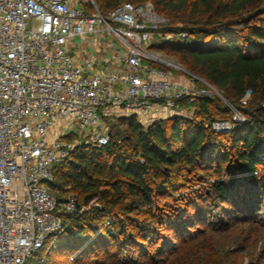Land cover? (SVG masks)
I'll return each mask as SVG.
<instances>
[{
    "label": "trees",
    "instance_id": "16d2710c",
    "mask_svg": "<svg viewBox=\"0 0 264 264\" xmlns=\"http://www.w3.org/2000/svg\"><path fill=\"white\" fill-rule=\"evenodd\" d=\"M125 1H151L158 13H174L171 17L184 24L186 15L177 13L187 5L207 15L209 27L160 26L158 32L165 28L171 37L157 48L167 44L168 52L178 54L191 72L220 90L246 117L244 121L232 117L228 133L216 132L210 111L214 97L201 94L189 102L199 108L198 119L173 116L144 127L136 115L122 117L116 120L120 125H109L104 145L77 144L54 166L48 185L50 192L61 193L54 196L58 201L65 199L67 190L73 192L77 211L61 215V230L39 250L52 241L62 246L58 252L66 254L69 264H235L238 259L233 256L252 255L262 241L260 264L264 261L262 0H94L101 13ZM183 32L187 36L179 35ZM247 91L253 99L243 105ZM223 110L228 114L230 108ZM180 173L182 182L175 184ZM177 190L181 192L173 195ZM163 196L169 202L160 206ZM208 206L215 211L208 212ZM27 260L24 264H33Z\"/></svg>",
    "mask_w": 264,
    "mask_h": 264
},
{
    "label": "built area",
    "instance_id": "2783aa9c",
    "mask_svg": "<svg viewBox=\"0 0 264 264\" xmlns=\"http://www.w3.org/2000/svg\"><path fill=\"white\" fill-rule=\"evenodd\" d=\"M164 21L151 1L101 13L94 0H0V264H24L61 230V215L77 211L75 197L58 201L48 188L75 147V129L104 145L100 115L108 108L147 116L185 95L212 93L194 90V78L175 80L149 51ZM104 35L120 45L109 70L71 47L92 36L99 45Z\"/></svg>",
    "mask_w": 264,
    "mask_h": 264
},
{
    "label": "rangeland",
    "instance_id": "374dc122",
    "mask_svg": "<svg viewBox=\"0 0 264 264\" xmlns=\"http://www.w3.org/2000/svg\"><path fill=\"white\" fill-rule=\"evenodd\" d=\"M85 1L86 0H81L82 3H84ZM260 6H264V0H262ZM173 14L174 13H170V12L161 13V14L159 13V15H161L165 20L163 22V24H161L160 26L169 25V26H172L176 29H184V30H186L187 27L188 28H196V27H203V26L209 27L210 26V25L205 23L207 15L201 14L198 11H193L191 9L190 5H187L184 10L178 11V13H177V15H179V17L186 15V18L188 19L187 23L184 24V23H182V21L177 20L175 18H172L171 16ZM262 17H264V15H262ZM166 30L167 29H165V28L162 29L161 35L159 37H157L158 40H156V42L154 44H153V41L151 42V44L149 45V51L151 53H153L155 56H157V57L161 58L162 60L169 63V64H166L165 67L167 69L172 70L173 78L175 80H178V81L182 82L183 84H191V81L194 78V83H193L194 84V90L198 89V88H200V89L205 88V89H209V91L212 92L209 95H212L214 97V100L216 103L215 105L210 107L211 116L215 119L212 127L218 133H224V134L228 133L231 130L232 125H233L232 122L230 121V119H232V117H234L235 121L241 120V119H243V121H244V118L246 117V115H243L239 111L238 108L231 105L225 99L222 92L220 90H218L215 86L210 84L204 77H202L196 73L191 72L187 68V65L184 63V61H182L180 59L178 54H176L175 52H168L169 49H167L168 48L167 44L164 43V45H166V48H164L162 50L157 48V46H159L160 44H163V42H165L167 39H169L166 37L167 36L166 33H164V31H166ZM103 37H104L105 42L113 43L115 48L120 47L119 43L116 40H114L113 38L109 37L108 35H104ZM154 39H156V38H154ZM71 47L76 52H78V55L82 59L88 58V57L93 55V51L91 52L89 49H87V50L84 49V47H88L87 44L81 43L80 40L77 38H75L72 41ZM83 49L85 51H83ZM173 65L178 67V69L175 68ZM196 96L185 95L182 97L181 101L179 103H177L176 107H174L172 109L171 108L168 109V108H165L161 105L158 108V110L152 114H148L147 116H137L136 115L137 120L144 127H146L151 122H153L154 120L167 119V118H170L173 116L198 119L199 118V108L196 106V104L195 105L189 104V102L195 101ZM252 96L253 95L250 94L249 91H247L243 99H245L246 102L251 101V99H253ZM245 103H242V104L244 105ZM263 106H264V101H263ZM224 107L230 108V111H228V114H225L227 112H225V110H223ZM132 115H134V114H130L127 111H124V110L119 109V108H112L111 107V108L106 109L100 115L101 127H102V130H100V133H105V132L108 133L109 125H112V124L114 125L115 123L118 124V122L116 121L117 119L122 118V117L132 116ZM221 123H224V124L215 128L214 125L221 124ZM118 125H120V124H118ZM75 133L77 134V138H73L72 135L69 137V138H71V141L76 139L75 146L77 144H80V143L94 144L93 142H91L87 131H81V130L75 129ZM223 139H224V137H223ZM220 141H222V140L220 139ZM261 169L264 170V168H261ZM183 175H184V173H180L178 175V177H176V178L174 177L173 182L175 184L176 183L180 184L182 182ZM210 177H212V175ZM177 192H181V190L173 191L172 193H173V195H177ZM51 193L54 196L58 195V194L61 195V193H58L54 189L51 191ZM64 195H65V197H68V196L75 197L73 192L68 191V190L66 191V193ZM168 202H169V197L163 196L158 200V205H160V206L165 205ZM206 210L208 212L209 211L210 212L215 211V210H213L212 206H208L206 208ZM69 222H72V220H70ZM200 227H205V226H200ZM262 246H263L262 241H258L256 244V247H255L254 253L252 255H249L247 253H241L238 256L237 255L233 256L234 259H238L235 262V264H257L261 255H263V251L261 250ZM60 247H62V246H57V245H55L54 242L48 241L46 243V245L41 250H39V252H37L32 257H30L27 260V262L29 261V263L31 262L33 264H40V263H46V262H49V264H69L68 263L69 259H67L66 254H63V252H58V250L61 249ZM229 257H232V256H229ZM191 264H204V263L198 262V261H192ZM260 264H264V261L261 262Z\"/></svg>",
    "mask_w": 264,
    "mask_h": 264
},
{
    "label": "crops",
    "instance_id": "0c3cea01",
    "mask_svg": "<svg viewBox=\"0 0 264 264\" xmlns=\"http://www.w3.org/2000/svg\"><path fill=\"white\" fill-rule=\"evenodd\" d=\"M94 37H89L88 41L83 43V44H87L88 47H84L85 50L89 49L91 52L93 51V55H96L98 58L101 59L102 64H101V68L104 70H109L111 68L115 67V64L112 63L111 61L108 60L109 55L114 52L115 50L119 49V47L115 48V46L113 45V43H107L103 40V42H101L99 45L97 43H94ZM81 42V41H80ZM110 44V48L109 49H105V45ZM83 49V51H85ZM75 54L77 55V57L79 59H82L79 55L78 52H76L74 50ZM88 52V51H87Z\"/></svg>",
    "mask_w": 264,
    "mask_h": 264
}]
</instances>
